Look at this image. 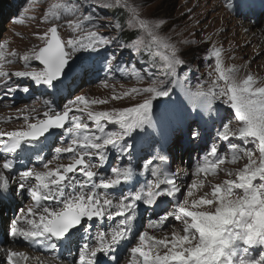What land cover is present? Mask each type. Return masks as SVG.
I'll use <instances>...</instances> for the list:
<instances>
[{
  "label": "snow or ice",
  "instance_id": "1",
  "mask_svg": "<svg viewBox=\"0 0 264 264\" xmlns=\"http://www.w3.org/2000/svg\"><path fill=\"white\" fill-rule=\"evenodd\" d=\"M150 2L154 0H52L41 19L50 25L38 34L42 46L20 56L7 51V41L0 43V103L9 99L14 103L17 92L30 93V87L17 83L20 80L43 87L54 97L69 73L86 79L102 71L105 88L120 78L117 73L143 85L117 93L113 84L110 98L76 95L62 110L45 100L44 118L32 117L34 123L23 115L25 110L17 109L21 116L13 119L22 118L24 126L0 131V200L15 192L32 203L7 224L6 233L13 242L22 239L58 260L67 248L73 256L67 264H121L118 250L132 243L135 246L128 249L132 259L125 264H264V251L258 258L250 253L252 248L264 249V81L251 73L241 76L236 65L225 66L224 49L211 36L174 42L164 32L163 18L145 14ZM256 7L264 5L257 0H223V8L233 15ZM30 8L31 0L13 23L36 19L27 15ZM98 10L111 13V18L97 15ZM65 26L71 38H62L59 29ZM194 43L209 44L204 60L214 61L207 64L208 80L195 85L194 69L183 50ZM108 49L113 54L102 55ZM125 52L144 67L131 60L121 62L116 53ZM16 61H23L24 70H5L6 64ZM33 61L38 67H32ZM125 98L139 99L126 107L92 108ZM222 107L234 114L231 119L221 115ZM177 114L182 116L179 122L173 119ZM209 122L221 124L216 136L219 142H228L231 159L221 155L222 144L214 142L192 175L224 172L229 178L211 184L210 192L190 203L205 181L185 184L188 173L171 170L170 154L177 147L178 128L183 130L186 124L189 141H200ZM57 136L67 146L55 147V155L66 153L71 163L50 168L53 160H46L43 153L49 139ZM233 138L242 146L231 143ZM113 156L110 175L102 174ZM33 158L42 170L23 163ZM243 158L247 163L242 168L221 167ZM134 181L138 187L119 191ZM141 205L154 215L148 229L160 230L170 221L182 228L171 225L170 238L137 232ZM104 220H115V226L100 230L98 221ZM28 259L24 252L6 250L4 264Z\"/></svg>",
  "mask_w": 264,
  "mask_h": 264
},
{
  "label": "rangeland",
  "instance_id": "2",
  "mask_svg": "<svg viewBox=\"0 0 264 264\" xmlns=\"http://www.w3.org/2000/svg\"><path fill=\"white\" fill-rule=\"evenodd\" d=\"M29 2L30 0H0V43L7 41V51H15L20 56L30 52L33 48L42 46V42L38 39V34L44 33L47 28L50 27L49 24L42 23L41 19L43 12L47 11V7L52 0H31V8L27 15L29 17L35 16L36 19H26L25 23L22 25L13 23V19L19 16L25 7L29 6ZM257 3L259 5H264V0H257ZM145 14L152 15L154 18H163L164 24L162 27L164 32L171 37L174 42L180 40L202 41L205 37L211 36L212 41L217 46H222L224 49L223 60L225 66H231L233 63L237 62L240 64L241 68H246L245 66H247L250 71L249 73H251V61H258L256 56L259 52L251 55L252 39H250V34L251 28L252 30L255 28L264 30V8L256 7L243 14L234 12L233 15L223 8V0H154V2H150L147 5ZM97 15L111 18V13L103 10H98ZM59 31L63 39L71 38V32L66 26L61 27ZM100 31L104 32L106 29L101 28ZM36 42L38 43L37 46L35 45ZM209 47V44L204 43H194L183 46L186 58L189 60L190 66L194 69V77L191 81L193 85L199 82V80H208L207 73L211 69L207 64L211 63L214 65V61L208 62L204 60V57L207 55L205 50ZM112 54V49L102 52L104 56H110ZM116 55L121 62L127 63L131 60L133 63H138L140 68L144 67L143 62L135 61L134 57H130L127 52L123 55L116 53ZM32 67H38V62L33 61ZM5 70L9 72L22 71L24 70L23 61L6 64ZM104 75V72L101 71L99 75H93L83 79L77 78L75 73H69L61 85V91L54 97H49L45 88L36 87L28 80L17 81L21 86L30 87L31 91L28 94L22 91L17 92L14 97V103H12L11 99L0 103V131H11L24 126L22 118L19 120L13 119L14 117L21 116V113L18 112L17 109L25 110L23 115H29V123L36 122L32 117L43 119V113L47 110L44 105L45 100L53 101V107L57 110H62L63 105L67 103L68 100L74 99L76 95H86L89 99L110 98L113 95L111 87L113 84L116 87L117 93L134 86H143L142 84H138L135 78L126 79L117 73V76L120 78L118 80L109 81V87L105 88L101 83L104 79ZM127 75L129 74L125 73V76ZM240 75H242V73H240ZM121 84H123V88H121ZM138 99L139 98H137V100ZM173 99H175V97H173ZM137 100L125 98L120 101H110V103L106 105H93L92 108L96 111L110 110L112 108L130 106L137 102ZM33 108H35V112H32ZM220 113L228 119H231L234 115L230 110H225L223 107L220 109ZM173 119L179 122L182 116L177 114ZM217 128H221L219 122L215 124L209 122L207 125H204L202 132L203 139L200 141H189L186 124L183 130L178 128L175 134L174 139H177V147H175L170 154L169 165L171 170L178 171L181 175L187 172L188 176L185 178V184H190L193 179H203L205 181V187L195 190V196L189 198L190 203L191 199H198L203 195V192H210L211 184L219 183L229 178L224 172H219V174L215 176L211 174L205 175L203 173L200 174L199 177L192 175L196 165L203 162V157L210 146L214 142H219L216 136ZM219 143L222 144L220 154L227 156L228 160H230L231 153L228 142ZM231 143L242 146V142L235 138L231 139ZM48 145L49 147L44 149L43 154L46 160H53V163L49 165L50 168H55L57 165L66 166L71 163L68 154L61 153L57 157L53 151L55 147H66V141L60 143L59 136H57L56 138H50ZM249 147H252V145H249ZM256 155H259L258 151ZM23 163L28 167H35L37 170H42L40 163L36 161L35 158H33L31 163L26 160L23 161ZM245 163H247V159L243 158L238 160L235 164L226 161L221 167L227 169L242 168ZM113 166H115L114 156L110 158V161L102 170V174L110 175V168ZM79 178L83 179V177ZM148 178L151 179L152 177L149 176ZM143 179L144 178H140V183L143 182ZM138 186L139 184L134 181L133 185H125L119 191H126L128 187H133V189H135ZM110 191L115 192L117 190ZM31 203V199L26 195L21 196L18 193L15 194V192L7 200H0V213L3 212L1 213L3 220L0 225L3 227L10 223L13 218L20 215L21 210H26ZM161 207H163V205ZM156 211H161V208H157ZM138 212L139 216L135 222L137 232L148 229V220L154 218L153 212L147 206L141 205ZM118 219L119 218H115V220ZM115 220L111 222L107 220L98 221V226L100 230L107 231L110 225L115 226ZM173 224L178 226L177 230L182 228L178 222L170 221L168 226L160 230L148 229L149 234L157 238H164L165 236L170 238L171 232L169 229ZM22 226L27 227V225ZM95 231L96 227L93 228L94 233ZM2 235L8 238V242L5 244L7 248L14 247L17 251L24 252L29 257L26 261H20V264H63L62 262H64V260L66 261L72 256L68 254V249L65 248V250L62 249L60 251L59 255L61 260H58L54 255L43 252L38 247L30 246L28 242L22 239L13 242L12 238L7 236L6 227ZM5 237L4 239L7 240ZM130 246H135V244H125L118 250V255L122 258L121 264H125L126 261L132 259L128 250ZM241 247L244 246L241 245ZM75 249L77 251V246L72 247V253ZM161 251L163 252L166 250L162 249ZM261 251H264V249L259 247L250 249L251 255L257 258ZM74 254L75 252L73 255ZM43 257L46 259H42ZM48 258L50 260H48ZM72 259L73 256L71 260ZM5 260L6 258L2 259L0 264H4Z\"/></svg>",
  "mask_w": 264,
  "mask_h": 264
},
{
  "label": "bare ground",
  "instance_id": "3",
  "mask_svg": "<svg viewBox=\"0 0 264 264\" xmlns=\"http://www.w3.org/2000/svg\"><path fill=\"white\" fill-rule=\"evenodd\" d=\"M173 29H175V28H173ZM250 35H251L250 39H252V41H251V55H253L256 52H259V54L256 56V59H258V61H256V62L251 61V74H253L257 80L264 81V30L259 29V28L258 29L255 28L252 30V28H251V34ZM36 40H38V39H36ZM35 45L37 46L38 43L36 42ZM232 65H236L237 67H239L241 69V72H240V73H242L241 76H244L246 73L250 72L248 67L241 68L240 64L237 62L233 63ZM14 186L15 185H13V187ZM1 213H3V212H1ZM1 213H0V224H2V220H3L1 217ZM5 227H7V225H4L3 227L0 225V261L2 259L6 258V250L17 251L14 247L7 248L5 246V244L8 242V238L2 235L4 230H5ZM146 230L148 231V229H146ZM152 230H154V229H152ZM4 237L7 238V240L4 239ZM63 250H65V248ZM74 252L76 253V249L73 251V253ZM28 255H30V254H28ZM71 258H72V256L69 257V259H67V260L71 261ZM42 259H46V258L43 257ZM48 260H50V259L48 258ZM67 260L66 261L64 260V262H62V263L67 264Z\"/></svg>",
  "mask_w": 264,
  "mask_h": 264
},
{
  "label": "water",
  "instance_id": "4",
  "mask_svg": "<svg viewBox=\"0 0 264 264\" xmlns=\"http://www.w3.org/2000/svg\"><path fill=\"white\" fill-rule=\"evenodd\" d=\"M69 75V74H68Z\"/></svg>",
  "mask_w": 264,
  "mask_h": 264
}]
</instances>
